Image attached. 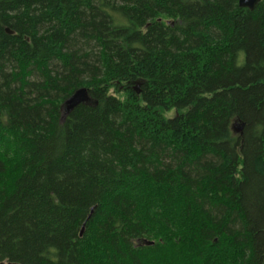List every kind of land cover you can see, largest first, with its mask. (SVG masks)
<instances>
[{"label":"trees","instance_id":"16d2710c","mask_svg":"<svg viewBox=\"0 0 264 264\" xmlns=\"http://www.w3.org/2000/svg\"><path fill=\"white\" fill-rule=\"evenodd\" d=\"M3 262L264 264V1L0 0Z\"/></svg>","mask_w":264,"mask_h":264},{"label":"water","instance_id":"95a60500","mask_svg":"<svg viewBox=\"0 0 264 264\" xmlns=\"http://www.w3.org/2000/svg\"><path fill=\"white\" fill-rule=\"evenodd\" d=\"M264 0H239V6L243 9H248L253 11L256 7ZM9 33V31H8ZM90 102L89 91L86 88H81L75 91V93L68 98L61 107L62 120L65 118L78 106L87 104ZM243 126H236L234 131L236 133H242ZM84 231V230H83ZM82 231V232H83ZM154 243H147V245H153ZM0 264H14V263H0Z\"/></svg>","mask_w":264,"mask_h":264}]
</instances>
